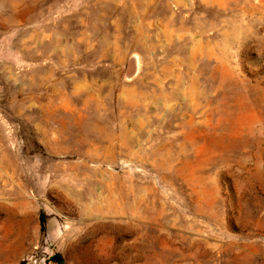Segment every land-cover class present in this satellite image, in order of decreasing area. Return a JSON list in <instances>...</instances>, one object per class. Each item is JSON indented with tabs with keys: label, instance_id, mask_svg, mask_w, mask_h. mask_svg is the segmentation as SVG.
<instances>
[{
	"label": "rangeland",
	"instance_id": "obj_1",
	"mask_svg": "<svg viewBox=\"0 0 264 264\" xmlns=\"http://www.w3.org/2000/svg\"><path fill=\"white\" fill-rule=\"evenodd\" d=\"M34 259L264 264V0H0V264Z\"/></svg>",
	"mask_w": 264,
	"mask_h": 264
},
{
	"label": "built area",
	"instance_id": "obj_2",
	"mask_svg": "<svg viewBox=\"0 0 264 264\" xmlns=\"http://www.w3.org/2000/svg\"><path fill=\"white\" fill-rule=\"evenodd\" d=\"M38 262V259H34V261H28L27 264H37Z\"/></svg>",
	"mask_w": 264,
	"mask_h": 264
},
{
	"label": "trees",
	"instance_id": "obj_3",
	"mask_svg": "<svg viewBox=\"0 0 264 264\" xmlns=\"http://www.w3.org/2000/svg\"><path fill=\"white\" fill-rule=\"evenodd\" d=\"M45 216L44 215H42V217H41V220H42V225L44 226L45 225Z\"/></svg>",
	"mask_w": 264,
	"mask_h": 264
}]
</instances>
